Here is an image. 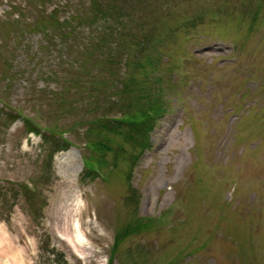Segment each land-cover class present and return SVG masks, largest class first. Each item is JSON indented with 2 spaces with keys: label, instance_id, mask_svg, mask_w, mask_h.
<instances>
[{
  "label": "rangeland",
  "instance_id": "374dc122",
  "mask_svg": "<svg viewBox=\"0 0 264 264\" xmlns=\"http://www.w3.org/2000/svg\"><path fill=\"white\" fill-rule=\"evenodd\" d=\"M93 2L0 0V264H264V0H98L148 35L126 72L90 45L117 25L90 26ZM148 86L161 112L131 177L143 139L103 128L107 179L84 176L92 119ZM73 219L82 262L55 236Z\"/></svg>",
  "mask_w": 264,
  "mask_h": 264
},
{
  "label": "trees",
  "instance_id": "16d2710c",
  "mask_svg": "<svg viewBox=\"0 0 264 264\" xmlns=\"http://www.w3.org/2000/svg\"><path fill=\"white\" fill-rule=\"evenodd\" d=\"M93 4L95 12L89 21L90 26L95 24L99 18L100 20L111 18L117 22V25L114 26L106 24V27H101V25H99V33L96 34V40H91L90 45L96 46L102 55H106V61L109 65L118 68L120 65H124L125 72L129 68H133V65L142 64L144 62L146 63L147 59L143 56V53L148 48V45H145L146 35L139 37L136 32H132L130 29L125 31V25L127 22L132 20V16L125 12V14H123L125 19H123L118 17L117 14V12L119 14L122 13V9L120 7L109 6L104 8L101 3H98V0H95ZM69 19L72 20L73 18L70 17ZM66 24L69 25L70 23ZM117 35L122 37L121 42H116L111 45L110 40L116 38ZM151 62L155 65L154 59L151 60ZM135 70L136 69L134 67L135 74H133L129 79H125L123 75L117 76L118 79H122L123 81L125 80V83L123 84L126 86L124 89L128 95L134 92L136 87L140 86L138 73ZM112 73L114 74L113 71ZM153 83L155 84V80H153ZM151 88L153 89L152 94L150 93ZM145 91L146 93L143 95L141 92V94L134 93L130 96L132 100L135 99L133 103L134 108L125 110L123 114L126 113V115L112 117L111 115L103 112V114L92 119L91 125L89 126L90 128L85 132V139L86 142H89V145L94 147V149H96L100 154H98V164L99 162H105V153L110 150V146L105 139L102 140L100 138L92 140L95 133L100 134L103 132L101 131L102 128L111 132L115 131L117 133H119V131H124L126 138L131 140H137L138 138L143 139L144 143H141L140 146L145 145L147 132L152 128V119H154V116L161 112L160 108H156L155 105H150L156 92L155 86H148ZM130 102L131 101H129L127 105H129ZM91 126L94 127L91 128ZM31 130L35 131V128H31ZM92 131H95V133ZM42 136L44 140H48L45 134H42ZM64 143H66L67 146L68 142L66 140H64ZM98 143L101 144L100 148L97 145ZM116 161L117 158H114V164H116Z\"/></svg>",
  "mask_w": 264,
  "mask_h": 264
},
{
  "label": "bare ground",
  "instance_id": "6f19581e",
  "mask_svg": "<svg viewBox=\"0 0 264 264\" xmlns=\"http://www.w3.org/2000/svg\"><path fill=\"white\" fill-rule=\"evenodd\" d=\"M65 219H67V214L65 216ZM71 225H72V229L67 225V220H66V223L62 228L64 231L63 233L65 237L69 240L73 248L79 253L83 254V252L81 251L82 249L80 248L85 238L83 230H81V228L79 227V222L77 219H73Z\"/></svg>",
  "mask_w": 264,
  "mask_h": 264
}]
</instances>
